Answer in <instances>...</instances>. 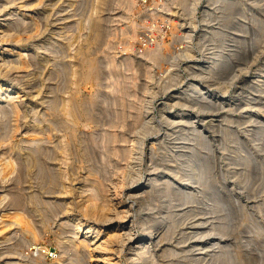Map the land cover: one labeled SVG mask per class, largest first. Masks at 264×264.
Segmentation results:
<instances>
[{
	"label": "rangeland",
	"instance_id": "obj_1",
	"mask_svg": "<svg viewBox=\"0 0 264 264\" xmlns=\"http://www.w3.org/2000/svg\"><path fill=\"white\" fill-rule=\"evenodd\" d=\"M103 1L105 0H98V1L97 0H94V1L92 0H79V1L78 0H41V1L39 0H16V1L15 0H0V9H2L0 10L1 11L0 21L2 20L3 16L5 17L6 15H11L7 20L4 21V24L0 25V29H5V28L10 29L9 28L10 25L15 21V23H13L12 24L13 26L11 27L14 29H17L20 36L18 35L19 37L17 36L15 38L14 37H11V38L14 40L13 42L19 41L20 45L26 48L22 50L25 53H27L26 59H28L27 60L28 63L31 60L30 62L31 64L30 63L28 64V65H31L28 70L26 69L28 67H24L23 69H15V71L13 70L15 74L11 71L7 72L6 69L5 70L3 69L0 72V80L7 81L18 87H21L20 90L18 91L21 93L19 94L15 93L13 95L15 97L13 99H15V102L18 105L17 108L15 107L11 108L12 104L10 105L9 101L7 100L0 102V104H5V105H8V107H10L9 109L7 108L6 112L4 110L0 111V120H1L0 123L1 124L3 123L2 125H0V151H1L0 153H2V155L0 154L1 155L0 157H4V158L11 157V160L13 159L14 162L13 161H10V162H13V165L15 164L14 166L13 165L6 166L9 168L8 169L5 167L6 162L4 163V161H7V160H2V161L0 160L1 161L0 166H3V167H0V171H1L0 172V185H1L0 186V217L3 216L4 214L5 215L4 218H1L2 221L5 218L10 219L11 216L15 214L16 212H18L19 210L18 213H20V216L23 215L22 219L26 221V223L29 224V226H27V229L29 227H30L29 230L36 229V236L28 237L27 234H22V231L20 233L19 229H21V227L18 224L13 223L11 225H4L3 227H0V232H2L0 234L2 236V237L0 236L2 238V241L0 239V241L2 242V244L0 242V247H1L0 248V255H1L0 262L1 264L3 263L4 264H33V263L38 264L41 261L43 263L41 262L40 264H44V262L45 264H57L56 261L54 260H56V258H58L60 254H64L67 257L66 264H74V262L71 261L72 259H69L71 258V256L74 257L75 255L73 254L72 247L69 248V251L64 253V251L61 250L57 239L60 233H64V231L68 232L69 229L67 227L69 228L71 227V226H67V225H70L68 223H65L67 227L64 224L62 225L59 224L61 220L65 218L67 215L70 216L71 218L79 216V218L81 217L82 221H87V222H90L93 219V218L91 219V217L88 218L87 216H85L83 211H81L82 209L80 208V205L78 206L79 202L82 200L81 198L82 195H80V191H82V189L80 186H82L83 188L84 186L87 185L86 182L88 183V185L87 187H84V188H88V186L90 188L91 186L89 184V180L88 179L85 180L84 178L89 177V176H90L89 179H93L91 178L93 176L96 178V180L97 178H99L100 181H103L111 189L113 188V184H116L119 179V182L122 183L123 181V186L127 187L130 181L127 179L128 180L127 182L126 177L131 173L132 169H135L136 167H138L135 159H133L132 157H129L130 160L129 158L125 159V156L124 157L121 156L122 154L120 155V152L114 151L113 153L114 149L110 147H112V145L113 147H117V145L121 147H127V146L131 147L132 146L131 147L133 150L132 152H135V153H132V156H134L139 150L138 149L139 145L141 143L144 144V145H141V148L142 146H144V158L138 162L139 166L142 168V171L144 173L146 172V168L150 164V160L148 157V154H149L148 147L151 146V144H153L156 147L160 146L162 150L164 146L168 147L170 145V142L172 141L173 137L185 136L187 135L188 132H192V130L199 131V129L202 130L200 133L202 136L199 134V136L192 139L193 141L190 140L191 143L190 141L188 142L190 146L192 145L194 146V145H198L197 142H199V140L200 142L203 141L202 143L204 144L200 143V147H198L200 148V150L198 149V152L200 153V160L202 163L207 160L206 162L203 163L204 164L203 166L205 168L204 171L207 173L202 172L205 174H200L202 175L200 176V181L197 183L195 182V185L197 187L200 186V189H201L200 194H199V198L201 201L198 200L200 201V203L199 202L196 203V206L199 208V209L197 208V210H200V213L199 214L196 212L195 213L197 215H200V220L202 218V221L204 222L202 227H200V231L201 229H203L202 231L205 235L203 234L204 236L203 235L201 236L202 233L200 232V243L201 241H204V240L213 241L215 238H216L215 241H217L218 243L216 245L213 243L212 245L208 243V245L206 246L207 248L210 246L208 250L209 254H205L206 257L205 258L201 257L199 260V259H194V257H197V254H194L195 251L191 250L192 246H190L192 244H196L195 238L189 237V239L186 240L184 243L182 242L183 244H181V242L178 243L176 238H172V239L168 238V240L164 239L159 246L155 245L156 246V259L159 260L158 263L165 264L166 261L168 262L170 258L172 257V255H170L167 252H164L163 250L166 247L169 248L170 246L171 247L173 245L176 246L177 244L175 248H177V250L179 251L181 250L180 252L182 253L178 257L179 260L182 259L183 261L185 260V262H187L189 261L190 258H193L192 259L193 264H213L214 262H212L213 260H211V258H213L212 254L218 253L217 251H220L221 248H224V247L228 250V254L233 255L235 252V254L238 255L236 258L237 261L235 264H258V263L264 264V256H263L264 255V132H263L264 131V0H229V1L228 0L227 1L226 0H188L189 2L186 0V2L188 3H186L184 0H180V1L179 0H148V5H153L150 9H156L155 11L158 13L160 18L162 19L172 18L176 20L178 19V17H180L182 19L181 21H184V27L182 29H179L180 27L178 29H130L131 24L133 22L135 24V13L138 8V5H137L138 0H106L104 3ZM96 2H99V7L101 6L100 8H98L99 10L97 9L98 6L96 7ZM228 5H232L231 7L235 8L236 10L233 9L234 11H232V8L230 6L228 7ZM67 6L69 7L67 8ZM95 8L97 9V11ZM101 8H102V12H101ZM11 10L14 12L12 13ZM48 11H51V12H48ZM97 12L102 15V20H103L102 26L103 25L105 26L102 27L104 32L102 33V37L100 36V38H98L99 42L98 41L94 42L96 41L94 37L89 36L90 34H92V28H90L91 27L90 23L92 22L91 21L92 20L91 17L93 16L92 14L97 13ZM218 15L221 17H219ZM76 18H78L79 20H77ZM19 20L22 22H20ZM76 21H81V22L79 23ZM10 22L11 24H9ZM75 22L77 24H75ZM84 22H87V23H84ZM78 24H81V26L80 25L77 26ZM25 25L28 26V28ZM30 25L32 28L29 27ZM20 26H23V27H20ZM38 26H39V29H38L39 31H37ZM227 26L229 28H227ZM40 28L42 29L40 30ZM89 28H90V31L88 30ZM29 30L31 31V34L33 33L32 37H29V35L31 36V34L29 33L30 32ZM26 31H28V33ZM131 33L132 34L135 33V35L134 34L132 35ZM176 33H179V34L181 33V34L179 35ZM202 36H205V37L202 38ZM89 37L94 39V41L91 39L92 41L90 40L91 42H89ZM147 37H148V41H146ZM5 41H7V38L2 39V36H0V50L1 51H2V47L7 46L6 44H4ZM57 42H61V43H57ZM66 42L67 44H65ZM156 43L157 45L159 44L162 45L161 53H163L162 54L163 58L161 57V59L159 58L158 60L156 59L154 60L153 58H151V56H148V52H147L148 51L147 48L150 49V47L156 46L155 45ZM70 44H72L73 47ZM85 44L87 45V47ZM66 45H68L67 48H66ZM217 45L219 47H217ZM44 46H46V48ZM188 46H189V49L190 47H192L191 50L188 49ZM62 49L63 51H61ZM67 49L69 51H67ZM78 49L79 51L81 50L80 53L78 52ZM45 50H47V52H45ZM218 50L220 52V56L218 57L219 61L217 60L215 63H213L214 61H211V60H213L216 57L215 54L218 53ZM81 52L84 54L82 55ZM41 53L43 56L42 58H39L38 55ZM61 54H64L63 58ZM126 54L127 55L129 54L130 57L133 59V64H130L131 61L128 58L126 59V56H125ZM166 54H169V55H166ZM46 58H48L49 61H46ZM55 58H57L56 61L54 60ZM43 59H44V62H43ZM109 61L114 64H111ZM71 62H73V64H71ZM77 63H79V65ZM81 63H83L84 65ZM126 63H128L129 65L128 64L126 65ZM89 64H91L92 67L89 66ZM80 65L82 67H80ZM158 65H161V66H158ZM111 66L114 67V70ZM127 66L129 67L126 68ZM60 67H62L63 69ZM71 67H73V70H68V69H72ZM89 68H92V69H89ZM125 69H128V71ZM198 69H200V71L204 69L205 70L204 73H206V75L204 73H202L204 76L201 74L197 75ZM209 69L211 70L214 69V70L213 72L212 71L210 72ZM17 70L18 72L19 71L20 72L18 73ZM40 70H42V73ZM76 70L79 72H76ZM70 71H74L73 76ZM2 72H3V75L1 74ZM66 72L69 74H67ZM122 72L124 74H122ZM125 73H127V75ZM36 74L37 76L39 75V77H37ZM54 74L55 76L53 77ZM86 74L88 75L90 74V75L88 76ZM130 74L132 76V77L130 76L131 77L130 79L132 80L127 81V77H129ZM147 74L150 75L151 77L148 76ZM6 75L9 77H7ZM16 75L20 77L23 76V78L25 77L24 79L26 80L22 78L23 79L22 81L20 77L16 79L15 78ZM78 75H81V76H78ZM133 75L135 76L137 75L138 76V77L136 76L137 79ZM215 76L219 78L215 79ZM27 77L29 79H27ZM113 77H116V78H113ZM118 77H120V79H118ZM19 78H20V82L21 83L23 82L22 84L19 83L18 81ZM60 78L62 79L60 80ZM67 80H68V83L66 82ZM113 81L115 85H113ZM121 81L125 83L123 84ZM126 83L129 84L127 88H126L127 86ZM58 84H60V86ZM195 86H196V89H198L197 92L193 91V89H195ZM111 87L114 93L110 92L112 91ZM62 88H66V89H62ZM121 88L123 90H121ZM124 88L128 90V92H126ZM200 88L207 90V92L202 93L203 90L200 91ZM51 90H52V93L50 95V98H52L53 95L54 96L57 95L56 97L51 99V100H54V102H50L49 100L50 98H48L49 96L48 94H50L49 92H51ZM123 94H124V97L122 96ZM43 95L44 97H42ZM118 95L119 97L117 98L116 96ZM16 96L19 98H16ZM207 96L210 98H208ZM114 97L117 98L118 100L115 99ZM41 98H43V100ZM187 98L189 99L186 100ZM181 99L185 100L186 102ZM210 99H213L214 101ZM46 101H49V102H46ZM60 101L62 102L61 104L59 103ZM71 101H74L73 102L74 104H72ZM86 101L88 102L87 104H86ZM103 101L104 103H102ZM170 101L171 102L174 101L175 103L174 102L171 103ZM68 104L70 108L68 107ZM83 104L85 106H89V105L91 106L85 107ZM59 105H62V106L58 107ZM72 105L73 106L75 105V107L72 108ZM133 106L135 108H133ZM86 108L88 109L86 110ZM10 109L12 111L15 109L17 110L16 112L12 113ZM3 111L5 114L3 113ZM9 111H11L10 112L11 115H9ZM54 111L56 112L55 114H54ZM65 112L66 114L71 113L70 114L71 116L72 114L74 115L73 116L74 122H71L70 124L69 119H68V122L66 121V118H64L63 116L65 115ZM122 112H123V115H121ZM182 112L184 113V117H183L184 121L187 120L190 122L186 121V124L183 128H180V127L172 128V126L176 125L172 121L175 118L179 119L180 118L179 116ZM110 114L111 116L112 115L113 116L110 117ZM36 115L38 118L36 117ZM55 115L63 116L62 119H65V124L62 125L61 123H59V125L58 124L56 125L55 123L54 125H56V127L54 128V125H53L54 121H50L49 123V120H52L53 116ZM96 115L98 116V118ZM4 116H7V118ZM138 116H141V117L138 118ZM40 117H41V120H40ZM48 118L49 120H47ZM58 118L61 119L60 116H58ZM89 118L91 120H89ZM150 118L152 119L154 125L156 126L157 124V126L154 129L144 134L141 128H137L139 127L138 125L139 122L137 121L135 122V119L136 120L142 119L140 121H143V120L146 121L147 119H150ZM83 120L86 122L87 126ZM110 120L113 124L110 122ZM73 123H75V125H73ZM64 125L65 127L68 125L69 128L68 127L67 129H65V127L63 128ZM72 125L74 127H72ZM114 125L116 128L114 127ZM49 127H51L52 129ZM192 127H194V129H192ZM72 128L74 129V131L71 130ZM39 129L40 131H42L41 133L42 135H44V137H46L47 141L44 139L43 142L38 143L35 140L31 139V134L33 132H37ZM69 129L72 132H70ZM107 129L108 131H105ZM116 130L118 134L115 135L116 133H114V136H113V132H116ZM91 131L92 133H90ZM103 131L105 132L103 133ZM28 132H29V135H27ZM96 133H98V136ZM47 134H51V135H47ZM92 134H95V135H92ZM60 136L63 138V140ZM192 136L194 135L192 134ZM23 137L24 139H21ZM47 137L49 139H47ZM112 137H113V140H111ZM120 137H122L123 139ZM25 138H27L28 140ZM90 138H92V141L90 140ZM125 138H128V140H126L125 142H122ZM203 139L206 141H204ZM6 140H8L9 143L6 142ZM21 140H24V142ZM85 140L89 142L87 143V141ZM27 141H29V143H27ZM57 141L59 142L57 143ZM112 142H114L115 144H113ZM59 143L62 146H60ZM62 143H65L66 145L65 144L63 145ZM89 143H92V144H89ZM28 145L29 146L32 145V148L28 147ZM63 146H66L67 148H64ZM38 147L40 150L38 149ZM62 147L63 149H66V150H63ZM20 148L22 150H20ZM43 148L44 150H47V151H49L50 148L51 150L46 153L43 150ZM104 148H107V150L103 151ZM30 149L36 150L37 152L39 151L41 156H45V157H42V159L46 160L45 163L50 164V165L52 164L53 167L57 165L58 168L59 167L62 168V169L60 168L58 169L56 167V169L60 171V174L56 175L58 177L56 178V182L57 181L61 182V185L58 184V182L57 183L54 182L53 184H55L56 186H53L52 189H50L51 187H49L50 186L49 183H51V181L49 180L51 177L49 176V174L44 171L39 172L38 167H39V170L41 169V167L37 166L39 165L38 163L37 164L31 163V165H33L31 166L29 163L30 160L29 159L25 160L27 158L26 153ZM62 150L66 153H64ZM40 151L41 152L44 151L43 154L45 155L41 154ZM3 153H6V156L3 155ZM117 153H119L118 155H120L121 157H118ZM10 154L11 156H8ZM60 154L61 155L64 154V155L61 156ZM65 154L67 155L68 158L66 157ZM105 154L106 156L104 157ZM86 155H91V156L93 155V156L87 157ZM53 157H57V158L53 159ZM58 157L60 160H58ZM204 157L206 158L205 160H204ZM202 158H203V161H202ZM16 159H19V160H16ZM186 159H182V162H184ZM105 160L106 161L110 160V161L106 162ZM115 160L117 161L115 162ZM7 162L9 163V161ZM25 162L28 163V165H26ZM111 162H113V164H111ZM185 162L182 163V165L185 164ZM8 163L6 164L7 165L11 164V163L9 164ZM98 163L100 166L96 165ZM29 165L31 166V168ZM105 165H106L107 173L105 170ZM24 167L25 168L27 167V168L25 169ZM97 167L98 169L100 168L99 169L100 171L99 170L95 171ZM1 168H4V169L1 170ZM20 168H23V170L25 171H23ZM35 169L37 173L35 172ZM90 169H93V171L92 170L91 171L93 173L95 172L94 173L95 175L96 174L98 175V173H100L101 175L100 174L98 176L93 175ZM108 170L110 171L108 172ZM13 171L15 174L13 173ZM61 171H63L62 174H61ZM88 171L90 172L91 175H87L89 173ZM121 171L123 172L121 173ZM4 172H6V174ZM34 173L35 175H33ZM41 173H43L46 177L43 175L45 178L41 179L42 177L40 176L42 175H39ZM108 173L110 174L112 173V174L110 175ZM247 174L249 175L247 176ZM203 176L205 177L206 180H203L204 179ZM207 176L209 179L207 178ZM59 178L60 180H57ZM46 180L49 181L47 182L49 185V186L47 185L48 187L45 186V184H47ZM62 181L66 183L65 184V187L67 186L66 190L70 189L72 190V193L71 191L66 192V190H64L65 187L62 188L64 186V183ZM206 181H208L209 183ZM43 183L45 184L43 185ZM123 186L121 187V189L123 190L122 199L125 202L124 204H126L130 201V198L128 197L127 194L124 195V191L126 187H123ZM60 189L61 191H63V193L60 191ZM51 191L53 193H51ZM64 191L67 193V195L65 194ZM13 192L14 194H11ZM36 195H39V196L35 198ZM211 197H217L219 202L221 200V204L219 205H223V204L224 205L216 209L215 208L216 204L214 202H211V200H209ZM76 198L79 199L80 201L79 200H78L79 202L76 201L77 200ZM45 199L53 200V201L51 200L53 205L52 203H49L50 208H52L51 210L48 209L49 208L48 205L47 206L44 205L46 204V202L50 200L46 201ZM67 201L71 202L72 204L76 202L74 205L77 204V206L71 205L70 207H68L67 204L64 203ZM206 203L207 204L212 203V204L207 205ZM60 204L61 206H59ZM35 205L38 207H36ZM65 205L67 208L65 207ZM34 207H36L38 210L35 211ZM138 207L139 206L136 205V208ZM221 207L223 210L221 209ZM53 209L55 210L57 209V212ZM44 210H47V211H44ZM217 210L218 211L220 210V211L218 212ZM41 211L44 213H42ZM48 211L49 212L51 211V213H48ZM4 212H7V213H4ZM39 214H41V217L46 216L44 220L43 218L39 216ZM83 214H84V217H83ZM218 214L221 216H219ZM26 215L27 217H25ZM193 216H194L193 214L189 215L187 220H192ZM213 216L215 217V219L213 218ZM39 219H42L43 222L42 220L39 221ZM221 219L227 221L226 222L227 231L224 232V234L216 233L214 229L208 228V227H212L211 225L221 224L222 223ZM1 224L2 223L0 222V226H2ZM56 227L58 229L61 228V230H56L57 229ZM102 227H103L102 229H104V226ZM65 228H67L68 230H64ZM1 229H3L4 232L1 231ZM17 229L19 232L17 231L18 233L16 232V235L12 236V234L15 232L14 230H17ZM56 231L60 233H58L57 235ZM7 233L9 235H7ZM2 234H4V236ZM4 237H7V238H4ZM28 239H30L29 242H28ZM4 241L6 243H4ZM7 244H9L10 246L12 245V246L10 247ZM2 247L3 248L5 247L6 250H4ZM182 247H184L183 248L184 252H182L183 251ZM14 248H16L15 251L17 250L19 252H15ZM10 249L13 252H11ZM230 251L232 253H230ZM68 252L73 255L69 254ZM186 252L188 253L189 257L186 255L187 254ZM81 253L82 252H80V254H78L77 256L81 255ZM165 253H167V255ZM85 254L79 257H82V256L84 257L86 256ZM39 256H41L42 258ZM36 259L38 260V262ZM5 260H7L8 262ZM82 264H85V263L83 262Z\"/></svg>",
	"mask_w": 264,
	"mask_h": 264
},
{
	"label": "bare ground",
	"instance_id": "obj_2",
	"mask_svg": "<svg viewBox=\"0 0 264 264\" xmlns=\"http://www.w3.org/2000/svg\"><path fill=\"white\" fill-rule=\"evenodd\" d=\"M16 1V0H15ZM39 1H41V0H39ZM79 1V0H78ZM92 1H94V0H92ZM98 1V0H97ZM106 1V0H105ZM105 1H103V3L105 2ZM180 1V0H179ZM185 2H186V0H184ZM188 1V0H187ZM227 1V0H226ZM229 1V0H228ZM68 2V1H67ZM70 2V1H69ZM72 2V1H71ZM100 2V1H99ZM99 2H96V7H97V9L98 8H100L99 7ZM102 2V1H101ZM189 2V1H188ZM188 2H186V3H188ZM218 2H220V1H218ZM238 2V1H237ZM240 2V1H239ZM2 3V2H1ZM10 3V2H9ZM25 3V2H24ZM97 3H98V5H97ZM229 3V2H228ZM233 3V2H232ZM231 3V4H232ZM8 4V3H7ZM55 4V3H54ZM71 4V3H70ZM101 4V3H100ZM212 4V3H211ZM103 5V4H102ZM107 5V4H106ZM111 5V4H110ZM185 5V4H184ZM183 5V6H184ZM189 5H191V4H189ZM188 5V6H189ZM63 6V5H62ZM212 6V5H211ZM225 6V5H224ZM231 7L232 5H228V7ZM5 7V6H4ZM4 7H2V8H4ZM52 7V6H51ZM69 6H67V8H68ZM73 7V6H72ZM129 7V6H128ZM185 7V6H184ZM219 7H220V5H219ZM223 7V6H222ZM221 7V8H222ZM232 8V11H234V10H236L235 8H233V7H231ZM96 9V8H95ZM97 9H96V11H97ZM104 9H105V7H104ZM188 9V8H187ZM225 9H226V7H225ZM234 9V10H233ZM0 10H2V9H0ZM13 10V9H12ZM11 10V11H12ZM63 10V9H62ZM61 10V11H62ZM74 10V9H73ZM99 10V9H98ZM107 10V9H106ZM204 10V9H203ZM227 10H229V9H227ZM8 11V10H7ZM190 11H192V10H190ZM1 12V11H0ZM10 12V11H9ZM14 11H12V13H13ZM48 12H51V11H48ZM101 12H102V8H101ZM214 12V11H213ZM20 13V12H19ZM92 13V12H91ZM107 13V12H106ZM207 13H208V11H207ZM239 13V12H238ZM2 14V13H1ZM7 14H8V12H7ZM50 14V13H49ZM70 14V13H69ZM72 14V13H71ZM97 14V15H96ZM221 14H223V13H221ZM230 14V13H229ZM246 14V13H245ZM46 15V14H45ZM93 16L91 17V27L90 28H92V34H90L89 36H93L94 37V39L96 40V41H94V39H92L91 37H89V42H91L92 40L94 41V42H97L98 41V38H100V36L102 37V33L104 32V30H103V26H105V25H103L102 26V15L100 14V13H94V14H92ZM211 15V14H210ZM255 15V14H254ZM11 15H6L5 17L3 16V18H2V20L0 21V25H2V24H4V21L5 20H7L9 17H10ZM13 16V15H12ZM42 16H44V15H42ZM68 16V15H67ZM216 16V15H215ZM214 16V17H215ZM219 16V15H218ZM223 16V15H222ZM253 16V15H252ZM39 17V16H38ZM94 17V18H93ZM219 17H221V16H219ZM19 18V17H18ZM65 18V17H64ZM67 18V17H66ZM218 18V17H217ZM21 19V18H20ZM75 19V18H74ZM77 20H79L78 18H76ZM22 20V19H21ZM34 20V19H33ZM39 20V19H38ZM53 20V19H52ZM86 20H88V19H86ZM90 20V19H89ZM104 20H105V18H104ZM114 20V19H113ZM223 20V19H222ZM232 20V19H231ZM260 20V19H259ZM20 21V20H19ZM36 21V20H35ZM54 21V20H53ZM108 21V20H107ZM226 21V20H225ZM257 21V20H256ZM18 22V21H17ZM16 22V23H17ZM20 22H22V21H20ZM25 22V21H24ZM34 22V21H33ZM76 22H81V21H76ZM75 22V24H77ZM106 22V21H105ZM104 22V23H105ZM260 22V21H259ZM262 22V21H261ZM13 23H15V21L13 22ZM12 23V24H13ZM71 23V22H70ZM84 23H87V22H84ZM89 23V22H88ZM224 23V22H223ZM258 23V22H257ZM9 24H11V22L9 23ZM10 25V29H7V28H5V29H0V36H2V39H6L7 38V41H5L4 42V44H6L7 46L6 47H2V51L0 50V72L4 69H6V71L7 72H13V70L15 71V69H23L24 67H28V68H26L27 70L29 69V67L31 66V65H28L30 62H31V60H30V62L28 63V59H26V55H27V53H25L22 49H26V48H24V47H22L21 45H20V42L19 41H17V42H13L14 40L11 38V37H17L18 35H19V33H18V30L17 29H14V28H12L11 26H13V25ZM19 24V23H18ZM90 24H89V26H90ZM246 24V23H245ZM244 24V25H245ZM20 25V24H19ZM18 25V26H19ZM23 25V24H22ZM32 25V24H31ZM31 25L29 26V27H31ZM40 25V24H39ZM81 26V24H78L77 26ZM230 25V24H229ZM234 25V24H233ZM257 25H259V24H257ZM26 26V25H25ZM43 26H45V25H43ZM72 26V25H71ZM73 26H74V24H73ZM86 26V25H85ZM88 26V25H87ZM15 27V26H14ZM17 27V26H16ZM20 27H23V26H20ZM27 28H28V26H26ZM41 27V26H40ZM66 27V26H65ZM131 27H132V25H131ZM263 27V26H262ZM261 27V28H262ZM32 28V27H31ZM34 28V27H33ZM71 28V27H70ZM78 28V27H77ZM90 28L88 29L89 31H90ZM179 28V27H178ZM227 28H229L228 26H227ZM19 29V28H18ZM30 29V28H29ZM35 29V28H34ZM39 29V26L37 27V31H39L38 30ZM42 28H40V30H41ZM60 29V28H59ZM259 29V28H258ZM23 30V29H22ZM21 30V31H22ZM31 30V29H30ZM29 30V31H30ZM33 31V30H32ZM36 31V30H35ZM34 31V32H35ZM66 31V30H65ZM70 31V30H69ZM27 33H28V31H26ZM60 32V31H59ZM80 32V31H79ZM87 32V31H86ZM136 32V31H135ZM244 32H246V31H244ZM249 32V31H248ZM30 34H31V31L29 32ZM61 33V32H60ZM137 33V32H136ZM224 33V32H223ZM223 33H221V34H223ZM59 34V33H58ZM84 34H85V32H84ZM132 34V33H131ZM134 35H135V33H133ZM132 34V35H133ZM176 34H179V33H176ZM181 34V33H180ZM179 34V35H180ZM203 34V33H202ZM251 34V33H250ZM38 35V34H37ZM104 35V34H103ZM7 36V37H6ZM20 36V35H19ZM18 36V37H19ZM28 36V35H27ZM33 36V33L31 34V36L29 35V37H32ZM36 36V35H35ZM60 36H62V35H60ZM237 36V35H236ZM4 37H6V38H4ZM10 38V40H9V38ZM75 37V36H74ZM85 37V36H84ZM83 37V38H84ZM96 37V38H95ZM203 37H205V36H202V38ZM44 38V37H43ZM68 38V37H67ZM66 38V39H67ZM73 38V37H72ZM246 38V37H245ZM27 39V38H26ZM29 39V38H28ZM92 39V40H91ZM52 40V39H51ZM50 40V41H51ZM80 40V39H79ZM85 40V39H84ZM91 40V41H90ZM58 41V40H57ZM100 41H101V39H100ZM40 42V41H39ZM55 42V41H54ZM67 42H69V41H67ZM67 42L65 43V44H67ZM71 42V41H70ZM72 42H73V40H72ZM99 42V41H98ZM238 42V41H237ZM57 43H61V42H57ZM56 43V44H57ZM63 43V42H62ZM85 43H86V41H85ZM49 44V43H48ZM64 44V43H63ZM88 44V43H87ZM46 45V44H45ZM58 45V44H57ZM60 45V44H59ZM71 46H72V44H70ZM79 45V44H78ZM86 45V44H85ZM91 45V44H90ZM97 45V44H96ZM129 45H130V43H129ZM156 46H152V47H150V49L149 48H147L148 49V56H151V58H153L154 60L156 59V60H158L159 58L161 59V57H162V54L163 53H161V47H162V45H157V43L155 44ZM67 46L68 45H66V48H67ZM189 46H191V45H189ZM189 46H188V49H189ZM214 46V45H213ZM37 47H39V46H37ZM45 48H46V46H44ZM58 47V46H57ZM73 47V46H72ZM86 47H87V45H86ZM124 47V46H123ZM149 47V46H148ZM217 47H219L218 45H217ZM44 48V49H45ZM75 48V47H74ZM74 48H73V50H74ZM83 48V47H82ZM126 48V47H125ZM124 48V49H125ZM191 48L192 47H190V49L189 50H191ZM40 49V48H39ZM42 49H43V47H42ZM69 49V48H68ZM67 49V51H69ZM77 49V48H76ZM88 49V48H87ZM91 49V48H90ZM129 49V48H128ZM186 49V48H185ZM48 50V49H47ZM47 50H45V52H47ZM56 50H57V48H56ZM130 50V49H129ZM37 51V50H36ZM53 51V50H52ZM60 51V50H59ZM61 51H63V49L61 50ZM65 51V50H64ZM77 51V50H76ZM81 51V50H80ZM80 51H79V49H78V52L80 53ZM88 51V50H87ZM30 52V51H29ZM40 52V51H39ZM54 52V51H53ZM56 53V52H55ZM82 53V52H81ZM124 53V52H123ZM143 53V52H142ZM237 53H238V51H237ZM31 54V53H30ZM44 54V53H43ZM46 54V53H45ZM64 54H65V52H64ZM64 54H61V56H62V58H63V56H64ZM68 54H70V53H68ZM84 53H82V55H83ZM108 54V53H107ZM222 54V53H221ZM225 54H227V53H225ZM240 54V53H239ZM37 55V54H36ZM81 55V56H82ZM117 55V54H116ZM145 55V54H144ZM166 55H169V54H166ZM216 55V57L213 59V60H211V61H214L213 63H215L217 60H218V57L220 56V52H219V50H218V53H216L215 54ZM235 55V54H234ZM39 56V58H42V53L41 54H39L38 55ZM56 56H58V55H56ZM55 56V57H56ZM72 56V55H71ZM111 56V55H110ZM126 56V59L128 58L130 61H131V63L130 64H133V59L130 57V55L128 54H126L125 55ZM223 56V55H222ZM226 57V56H225ZM32 58V57H31ZM53 58V57H52ZM75 58V57H74ZM83 58V57H82ZM163 58V57H162ZM167 58V57H166ZM221 58V57H220ZM34 59H36V58H34ZM56 59L57 58H55L54 60L56 61ZM60 59V58H59ZM93 59H95V58H93ZM228 59V58H227ZM36 60H38V59H36ZM68 60V59H67ZM66 60V61H67ZM84 60H85V58H84ZM115 60V59H114ZM135 60V59H134ZM163 60V59H162ZM46 61H49L48 60V58H46ZM46 61H45V63H46ZM60 61V60H59ZM64 61V60H63ZM82 61H83V59H82ZM89 61H91V60H89ZM111 61H113V60H111ZM161 61V60H160ZM219 61V60H218ZM43 62H44V59H43ZM52 62H54V61H52ZM68 62V61H67ZM76 62V61H75ZM77 62H79V61H77ZM96 62V61H95ZM94 62V63H95ZM110 62V61H109ZM115 62V61H114ZM34 63V62H33ZM39 63V62H38ZM48 63V62H47ZM58 63V62H57ZM66 63V62H65ZM85 63V62H84ZM94 63H92V64H94ZM111 63V62H110ZM117 63V62H116ZM135 63H136V61H135ZM156 63H157V61H156ZM159 63V62H158ZM218 63V62H217ZM31 64V63H30ZM56 64V63H55ZM67 64V63H66ZM71 64H73V62H71ZM78 65H79V63H77ZM81 64H83V63H81ZM111 64H114V63H111ZM128 63H126V65H127ZM142 64V63H141ZM34 65V64H33ZM37 65V64H36ZM43 65V64H42ZM61 65H63V64H61ZM75 65V64H74ZM84 65V64H83ZM88 65V64H87ZM86 65V66H87ZM129 65V64H128ZM211 65V64H210ZM227 65V64H226ZM229 65V64H228ZM39 66V65H38ZM68 66H70V65H68ZM73 66V65H72ZM77 66V65H76ZM89 66H91L92 67V65L91 64H89ZM114 66V65H113ZM115 66H116V64H115ZM132 66V65H131ZM158 66H161V65H158ZM36 67V66H35ZM56 67V66H55ZM66 67V66H65ZM74 67V66H73ZM73 67H71L72 69H68V70H73ZM80 67H82L81 65H80ZM110 67V66H109ZM112 67V66H111ZM119 67V66H118ZM129 66H127L126 68H128ZM147 67H149V66H147ZM199 67H200V65H199ZM216 67V66H215ZM60 68H62V67H60ZM67 68H69V67H67ZM75 68V67H74ZM84 68V67H83ZM96 68V67H95ZM113 68V70H114V67H112ZM116 68H117V66H116ZM120 68V67H119ZM118 68V69H119ZM131 68V67H130ZM133 68V67H132ZM161 68V67H160ZM211 68V67H210ZM217 68V67H216ZM63 69V68H62ZM66 69V68H65ZM64 69V70H65ZM76 69V68H75ZM77 69H79V68H77ZM89 69H92V68H89ZM117 69V70H118ZM121 69V68H120ZM134 69V68H133ZM150 69V68H149ZM215 69V68H214ZM213 69V70H214ZM53 70V69H52ZM82 70V69H81ZM98 70H100V69H98ZM111 70V69H110ZM125 70H127L128 71V69H125ZM132 70V69H131ZM135 70V69H134ZM196 70V69H195ZM213 70H211V69H209V71L211 72H213ZM22 71V70H21ZM36 71V70H35ZM41 71V73H42V70H40ZM62 71V70H61ZM97 71V70H96ZM112 71V70H111ZM147 71V70H146ZM204 69L203 70H201L200 71V69H198V73H197V75H203L202 73H204ZM4 72V71H3ZM3 72L1 73L2 75H3ZM17 72H18V70H17ZM16 72V73H17ZM20 72V71H19ZM18 72V73H19ZM57 72H59V71H57ZM69 72V71H68ZM71 73H72V76H73V72L74 71H70ZM76 72H79V71H77L76 70ZM75 72V73H76ZM89 72V71H88ZM95 72V71H94ZM215 72V71H214ZM14 74H15V72H13ZM25 73V72H24ZM61 73V72H60ZM64 73V72H63ZM67 73V72H66ZM102 73V72H101ZM113 73V72H112ZM120 73V72H119ZM118 73V74H119ZM209 73V72H208ZM230 73V72H229ZM7 74V73H6ZM48 74V73H47ZM53 74V73H52ZM58 74V73H57ZM67 74H69V73H67ZM79 74V73H78ZM82 74V73H81ZM96 74V73H95ZM114 74V73H113ZM112 74V75H113ZM116 74H117V72H116ZM122 74H124L123 72H122ZM126 75H127V73H125ZM146 74V73H145ZM170 74H171V72H170ZM205 75H206V73H204ZM218 74V73H217ZM8 75V74H7ZM6 75V76H7ZM41 75V74H40ZM51 75V74H50ZM71 75V74H70ZM74 75H76V74H74ZM86 75H88V74H86ZM90 75V74H89ZM88 75V76H89ZM93 75V74H92ZM98 75V74H97ZM148 75V74H147ZM216 75V74H215ZM4 76H5V74H4ZM25 76V75H24ZM36 76H37V74H36ZM55 76V74L53 75V77ZM78 76H81V75H78ZM118 76H120V75H118ZM131 74L129 75V77H127V81H131L132 79H130L131 77ZM133 76H135V75H133ZM137 76V75H136ZM135 76V77H136ZM148 76H150V75H148ZM180 76V75H179ZM204 76V75H203ZM224 76V75H223ZM7 77H9V76H7ZM18 77H20V76H17L16 75V79L18 78ZM37 77H39V75L37 76ZM46 77H48V76H46ZM66 77V76H65ZM92 77V76H91ZM138 77V76H137ZM137 77H136V79H137ZM151 77V76H150ZM149 77V78H150ZM21 79L23 78V76L22 77H20ZM20 78H19V83H21L20 82ZM25 78V77H24ZM23 78V79H24ZM69 78V77H68ZM70 78H72V77H70ZM113 78H116V77H113ZM148 78V77H147ZM216 78H219V77H216L215 76V79ZM23 79H22V81H23ZM27 79H29L28 77H27ZM35 79V78H34ZM34 79H32V80H34ZM62 78H60V80H61ZM118 79H120V77H118ZM134 79V78H133ZM9 80V79H8ZM24 80H26V79H24ZM66 80V79H65ZM115 80V79H114ZM122 80V79H121ZM28 81V80H27ZM58 81V80H57ZM71 81V80H70ZM123 81V80H122ZM121 81V82H122ZM134 81V80H133ZM137 81V80H136ZM59 82V81H58ZM57 82V83H58ZM65 82V81H64ZM67 83H68V80L66 81ZM219 82V81H218ZM18 83V82H17ZM23 83V82H22ZM21 83V84H22ZM50 83V82H49ZM123 84L125 83V82H122ZM256 83V82H255ZM258 83H259V81H258ZM28 84V83H27ZM63 84V83H62ZM116 84H117V82H116ZM119 84H120V82H119ZM219 84V83H218ZM18 85V84H17ZM20 85V84H19ZM40 85V84H39ZM52 85V84H51ZM55 85V84H54ZM59 86H60V84H58ZM72 85V84H71ZM113 85H115L114 84V81H113ZM126 88L128 87V85L129 84H127L126 83ZM193 85V84H192ZM257 85V84H256ZM21 86V85H20ZM121 86V85H120ZM134 86V85H133ZM136 86V85H135ZM252 86V85H251ZM29 87V86H28ZM40 87V86H39ZM54 87V86H53ZM66 87V86H65ZM112 87H114V86H112ZM112 87H111V89H112ZM201 87V86H200ZM261 87V86H260ZM20 88L21 87H18V86H16V85H14V84H12V83H10V82H7V81H2V80H0V102H3V101H9V103H10V105L12 104V106H11V108L13 107H15V108H17V103L15 102V99H13V98H15L13 95L15 94V93H21V92H18L19 90H20ZM34 88V87H33ZM52 88V87H51ZM68 88H69V86H68ZM214 88V87H213ZM55 89V88H54ZM59 89V88H58ZM62 89H66V88H62ZM77 89V88H76ZM125 89V88H124ZM129 89V88H128ZM217 89V88H216ZM260 89V88H259ZM39 90H40V88H39ZM61 90V89H60ZM121 90H123L122 88H121ZM126 90V89H125ZM131 90V89H130ZM186 90V89H185ZM203 90V91H202ZM56 91V90H55ZM73 91V90H72ZM120 91V90H119ZM132 91V90H131ZM190 91V90H189ZM193 91L194 92H197L198 91V89H196V86H195V89H193ZM200 91H202V93H204V92H207V90H205V89H201L200 88ZM53 92H54V90H53ZM69 92V91H68ZM110 92H112V93H114L113 92V89H112V91H110ZM126 92H128V90H126ZM144 92V91H143ZM50 94H48L47 96H48V98H50V95H51V93H52V90H51V92H49ZM61 93V92H60ZM65 93H66V91H65ZM112 93H110V94H112ZM118 93H120V92H118ZM124 93V92H123ZM130 93H132V92H130ZM129 93V94H130ZM153 93V92H152ZM175 93V92H174ZM211 93V92H210ZM55 94V93H54ZM74 94V93H73ZM116 94V93H115ZM126 94V93H125ZM21 95V94H20ZM46 96V97H47ZM57 95H53L52 96V98H54V97H56ZM115 96V95H114ZM123 97H124V94L122 95ZM129 96H131V95H129ZM145 96V95H144ZM21 97V96H20ZM42 97H44V95L42 96ZM74 97V96H73ZM117 98L119 97V95L118 96H116ZM147 97V96H146ZM175 97H177V96H175ZM182 97V96H181ZM198 97V96H197ZM205 97V96H204ZM208 97V96H207ZM16 98H19V97H17L16 96ZM22 98V97H21ZM47 98V99H48ZM52 98H50L49 100H50V102H54V100H51ZM115 98V97H114ZM117 98H115V99H117ZM121 98V97H120ZM136 98H138V97H136ZM208 98H210V97H208ZM212 98V97H211ZM42 100H43V98H41ZM56 99V98H55ZM57 99H58V97H57ZM56 99V100H57ZM60 99V98H59ZM66 99V98H65ZM65 99H63V100H65ZM100 99H101V97H100ZM123 99V98H122ZM126 99V98H125ZM124 99V100H125ZM130 99V98H129ZM128 99V100H129ZM145 99V98H144ZM189 98H187L186 100H188ZM240 99V98H239ZM248 99V98H247ZM254 99V98H253ZM19 100V99H18ZM37 100V99H36ZM118 100V99H117ZM127 100V101H128ZM181 100H183V99H181ZM210 100H213V99H210ZM218 100V99H217ZM236 100V99H235ZM249 100V99H248ZM74 101H76V100H74ZM74 101H71L72 102V104H74L73 102ZM85 101V100H84ZM88 101V100H87ZM86 101V104L88 103ZM101 101V100H100ZM116 101V100H115ZM140 101V100H139ZM145 101V100H144ZM183 101H185V100H183ZM214 101V100H213ZM42 102V101H41ZM46 102H49V101H46ZM65 102V101H64ZM63 102V103H64ZM82 102V101H81ZM147 102V101H146ZM171 102V101H170ZM172 102H174V101H172ZM171 102V103H172ZM178 102H179V100H178ZM186 102V101H185ZM201 102V101H200ZM199 102V103H200ZM9 103H7V104H9ZM37 103H39V102H37ZM60 104L62 103L61 101L59 102ZM68 103H69V101H68ZM85 103V102H84ZM102 103H104V101L102 102ZM121 103V102H120ZM123 103V102H122ZM128 103V102H127ZM135 103V102H134ZM175 103V102H174ZM182 103V102H181ZM189 103V102H188ZM203 103V102H202ZM49 104V103H48ZM57 104V103H56ZM65 104V103H64ZM77 104V103H76ZM79 104V103H78ZM129 104H131V103H129ZM208 104V103H207ZM216 104V103H215ZM53 105V104H52ZM51 105V106H52ZM66 105V104H65ZM84 105V104H83ZM143 105V104H142ZM211 105V104H210ZM39 106V105H38ZM49 106V105H48ZM60 106H62V105H59L58 107H60ZM64 106V105H63ZM85 106V105H84ZM89 106H91V105H89ZM89 106H85V107H89ZM120 106V105H119ZM118 106V107H119ZM126 106V105H125ZM206 106V105H205ZM228 106H229V104H228ZM22 107V106H21ZM55 107V106H54ZM68 107H69V104H68ZM73 107H75V105L73 106L72 105V108ZM129 107V106H128ZM147 107H149V106H147ZM7 108L9 109L10 107H8V105H5V104H0V111L1 110H4L5 112H6V110H7ZM38 108V107H37ZM46 108V107H45ZM50 108V107H49ZM70 108V107H69ZM77 108V107H76ZM75 108V109H76ZM105 108V107H104ZM133 108H135L134 106H133ZM137 108V107H136ZM139 108V107H138ZM218 108V107H217ZM35 109V108H34ZM44 109V108H43ZM51 109V108H50ZM58 109H60V108H58ZM88 108H86V110H87ZM118 109V108H117ZM116 109V110H117ZM11 110V109H10ZM16 110L17 109H15V110H11L12 111V113L13 112H16ZM49 110V109H48ZM53 110H55V109H53ZM63 110V109H62ZM62 110H61V112H62ZM68 110V109H67ZM82 110H84V109H82ZM86 110H84V111H86ZM141 110V109H140ZM214 110V109H213ZM4 111H3V113H4ZM11 111H9V115H11L10 114V112ZM35 111V110H34ZM37 111V110H36ZM39 111V110H38ZM43 111H45V110H43ZM47 111V110H46ZM64 111V110H63ZM90 111H92V110H90ZM110 111V110H109ZM120 111V110H119ZM123 111V110H122ZM60 112V113H61ZM74 112V111H73ZM77 112V111H76ZM79 112V111H78ZM94 112V111H93ZM96 112H98V111H96ZM103 112H105V111H103ZM117 112V111H116ZM130 112V111H129ZM19 113V112H18ZM24 113V112H23ZM37 113V112H36ZM48 113H50V112H48ZM56 112L54 111V114H55ZM75 113V112H74ZM89 113V112H88ZM95 113V112H94ZM133 113V112H132ZM131 113V114H132ZM5 114V113H4ZM3 114V115H4ZM22 114V113H21ZM26 114V113H25ZM42 114V113H41ZM44 114V113H43ZM53 114V113H52ZM59 114V113H58ZM71 113H69V114H66V112H65V115H63L64 116V118H66V121L68 122V119H69V123L71 124V122H74V119H73V114H72V116L70 115ZM78 114V113H77ZM80 114V113H79ZM92 114V113H91ZM136 114V113H135ZM138 114V113H137ZM142 114V113H141ZM256 114V113H255ZM46 115V114H45ZM57 115V114H56ZM53 116V118H52V120H49V118L47 119V120H49V123H50V121H54L53 122V125L56 123V125L58 124L59 125V123H61L62 125L63 124H65V119H62L63 118V116H61V115H58V116H60V118L61 119H59L58 118V116ZM93 115V114H92ZM91 115V116H92ZM102 115V114H101ZM105 115V114H104ZM109 115V114H108ZM117 115H118V113H117ZM121 115H123V112H122V114ZM120 115V116H121ZM133 115V114H132ZM44 116V115H43ZM50 116V115H49ZM80 116V115H79ZM97 116V115H96ZM113 116V115H112ZM111 116V114H110V117H112ZM126 116V115H125ZM150 116V115H149ZM168 116V115H167ZM179 116V115H178ZM189 116V115H188ZM4 117H6L7 118V116H4ZM4 117H3V119H4ZM9 117V116H8ZM36 117H37V115H36ZM45 117V116H44ZM51 117H52V115H51ZM93 117V116H92ZM102 117V116H101ZM105 117V116H104ZM115 117V116H114ZM136 117V116H135ZM139 117H141V116H138V118ZM180 118L178 119V118H175L172 122L174 123V124H176L175 126H172V128H177V127H180V128H183L184 126H185V124H186V121L187 120H185L184 121V119H183V117H184V113L182 112L181 114H180V116H179ZM227 117V116H226ZM38 118V117H37ZM36 118V119H37ZM77 118V117H76ZM95 118V117H94ZM97 118H98V116H97ZM100 118V117H99ZM108 118V117H107ZM117 118V117H116ZM123 118H125V117H123ZM147 118H149V117H147ZM229 118V117H228ZM84 119V118H83ZM88 119V118H87ZM93 119V118H92ZM121 119V118H120ZM126 119H128V118H126ZM125 119V120H126ZM137 119V118H136ZM135 119V122L137 121V122H139L138 123V125H139V127H137V128H141V130L143 131V133L145 134V133H147V132H149L150 130H152V129H154L156 126H157V124H156V126L154 125V123H153V121H152V119L150 118V119H147L146 121L145 120H143V121H140V120H142V119H139V120H136ZM205 119V118H204ZM211 119V118H210ZM226 119V118H225ZM252 119V118H251ZM7 120V119H6ZM9 120V119H8ZM19 120V119H18ZM30 120V119H29ZM40 120H41V117H40ZM80 120V119H79ZM89 120H91L90 118H89ZM105 120V119H104ZM124 120V121H125ZM160 120V119H159ZM158 120V121H159ZM190 120V119H189ZM192 120V119H191ZM232 120V119H231ZM3 121H5V120H3ZM13 121V120H12ZM84 121V120H83ZM96 121V120H95ZM100 121V120H99ZM103 121V120H102ZM167 121V120H166ZM0 122H1V120H0ZM9 122V121H8ZM16 122V121H15ZM18 122V121H17ZM78 122V121H77ZM85 122V121H84ZM97 122V121H96ZM110 122H111V120H110ZM120 122V121H119ZM121 122H123V121H121ZM128 122V121H127ZM134 122V121H133ZM134 122V123H135ZM187 122H190V121H187ZM48 123V124H49ZM108 123V122H107ZM112 123V122H111ZM129 123H130V121H129ZM165 123V122H164ZM168 123H170V122H168ZM173 123H171V124H173ZM191 123H192V121H191ZM3 124V123H2ZM1 123H0V125H2ZM17 124V123H16ZM28 124V123H27ZM47 124V125H48ZM85 124H86V122H85ZM101 124H102V122H101ZM109 124V123H108ZM113 124V123H112ZM119 124V123H118ZM127 124V123H126ZM133 124V123H132ZM194 124V123H193ZM197 124V123H196ZM207 124V123H206ZM6 125V124H5ZM5 125H3V126H5ZM19 125V124H18ZM39 125H40V123H39ZM56 125H54V128L56 127ZM73 125H75V123H73ZM72 125V127H74ZM98 125V124H97ZM104 125H106V124H104ZM103 125V126H104ZM136 125V124H135ZM166 125V124H165ZM37 126V125H36ZM44 126V125H43ZM85 126V125H84ZM86 126H87V124H86ZM108 126V125H107ZM120 126V125H119ZM124 126V125H123ZM192 126V125H191ZM206 126V125H205ZM220 126V125H219ZM53 127V126H52ZM65 127V125L63 126V128ZM67 127H68V125L65 127V129H67ZM114 127H115V125H114ZM171 127V126H170ZM187 127V126H186ZM19 128V127H18ZM31 128V127H30ZM47 128H48V126H47ZM49 128H51V127H49ZM54 128H53V130H54ZM69 128V127H68ZM116 128V127H115ZM169 128V127H168ZM191 128V127H190ZM34 129V128H33ZM52 129V128H51ZM76 129V128H75ZM109 129V128H108ZM108 129L107 130H105V131H108ZM111 129V128H110ZM171 129V128H170ZM187 129V128H186ZM192 129H194V127H192ZM196 129V128H195ZM229 129V128H228ZM70 130V129H69ZM72 131H74V129L72 128L71 129ZM70 130V132H72ZM100 130V129H99ZM118 130V129H117ZM117 130H116V132H113V136H114V133H116L115 135H117L118 134V132H117ZM180 130V129H179ZM232 130V129H231ZM24 131H26V130H24ZM28 131H29V129H28ZM105 131H103V133L105 132ZM172 131V130H171ZM176 131V130H175ZM187 131V130H186ZM200 131V132H199ZM199 131H197V130H195V131H193L192 130V132H188L187 133V135H185V136H177V137H173V139H172V141L170 142V145L168 146V147H163L162 148V150H161V147L160 146H158V147H156V146H154L153 144H151V146H149L148 148V157H149V160H150V164L148 165V167L146 168V172H144L143 173V171H142V168L139 166V161H141L143 158H144V146H142V148H141V145H144V144H140L139 145V147H138V151H137V153L134 155V156H132V153H135V152H132L133 150H132V146L130 147V146H127V147H121V146H119V145H117V147H113V145H112V147H110V148H113L112 150H113V153H114V151H117V152H120V155L121 156H125V159H127V158H129V157H132L133 159H135L136 160V164L138 165V167H133V168H135V169H132L131 170V173L126 177V180L128 179L129 181H130V183L127 185V187L126 186H123V181H122V183L121 182H119V179H118V182L116 183V184H113V190L110 188V187H108L107 186V184H105L103 181H100V179L99 178H97V180H96V178L93 176V175H95L92 171H93V169H90V171H91V173L93 174L92 176L93 177H91V178H93V179H89V177H85L84 179L86 180V179H88L89 180V184L91 185L90 186V188H89V186H88V188H84V187H87V185H88V183L86 182V186H84L83 188H82V186H80L81 187V189H82V191H80V195H82V200L80 201L79 199H77L76 201H78L79 202V204H78V206L80 205V208L82 209L81 211H83V213L85 214V216H87L88 218H90L91 217V221L90 222H87V221H82L81 220V217L79 218V216H76V217H74V218H71L70 216H66L65 218H61L62 220H61V222L59 223L60 225H62V224H64L65 225V223H68V224H70V225H67V226H71L70 228L69 227H67L66 225V227L69 229H67V228H65L64 230H68V232L66 231H64V233H60V232H58V231H56L57 232V235H58V233H60L59 235H58V244H59V246H60V248H61V250L62 251H64V253H66L67 251H69V248H71L72 247V251H73V254H75L74 255V257H72L71 255H73V254H71L72 253V251H71V253H69V254H71L70 256H71V258H69V259H72L71 261H73L74 262V264H82L83 262L85 263V264H162V263H158V259H156V246H159L160 244H161V242L164 240V239H166V240H168V238H170V239H172V238H176V240L178 241V243H180L181 242V244H183L186 240H188L189 239V237H191V238H195V243L196 244H192V245H190V246H192L191 247V250H194L195 251V253L194 254H197V257H194V259H199L200 260V258L201 257H203V258H205L206 257V255L205 254H209V247L207 248V246L206 245H208V243H210L211 245H212V243L213 244H217L218 242L217 241H215V239L213 240V241H201V243H200V232L202 233L201 234V236L204 234L203 233V229H201V231H200V227H202V225L204 224V222L202 221V218H201V220H200V215H197L196 213H200V210H197V206H196V203H200V198H199V194H200V191H201V189H200V186L199 187H197L196 185H195V182L197 183V182H199L200 181V176H202V175H200V174H205V173H207V172H205L204 170H205V168H204V162H206V161H204L203 163L201 162V160H200V153L198 152V149L200 150V148H198V147H200V143L201 144H204V143H202L203 141H201L200 142V140H199V142H197L198 143V145H192V146H190L189 144H188V142L191 140V141H193L192 139L193 138H195V137H197V136H199V134L201 133V131L202 130H200L199 129ZM42 131H40V129L37 131V132H31L32 134H31V139L32 140H35L36 142H38V143H41V142H43V140L45 139L46 140V137H44V135H42V133H41ZM98 132V131H97ZM122 132V131H121ZM174 132V131H173ZM264 132V131H263ZM49 133V132H48ZM82 133V132H81ZM90 133H92V131L90 132ZM94 133V132H93ZM108 133V132H107ZM120 133V132H119ZM53 134V133H52ZM88 134V133H87ZM97 134V136H98V133H96ZM124 134V133H123ZM128 134V133H127ZM127 134H125V135H127ZM140 134V133H139ZM185 134V133H184ZM192 134L194 135V136H192ZM27 135H29V132L27 133ZM47 135H51V134H47ZM74 135V134H73ZM81 135V134H80ZM85 135V134H84ZM83 135V136H84ZM92 135H95V134H92ZM91 135V136H92ZM105 135V134H104ZM107 135V134H106ZM180 135V134H179ZM201 135V134H200ZM203 135H204V133H203ZM231 135V134H230ZM229 135V136H230ZM45 136H46V134H45ZM82 136V137H83ZM90 136V137H91ZM109 136V135H108ZM146 136V135H145ZM202 136V135H201ZM200 136V137H201ZM260 136V135H259ZM13 137V136H12ZM30 137V136H29ZM61 137V136H60ZM76 137V136H75ZM96 137V136H95ZM111 137V136H110ZM110 137H108V138H110ZM125 137V136H124ZM144 137V136H143ZM208 137V136H207ZM62 138V137H61ZM73 138V137H72ZM105 138H107V137H105ZM120 138H122V137H120ZM119 138V139H120ZM202 138V137H201ZM230 138V137H229ZM21 139H24V137L23 138H21ZM25 139H27V138H25ZM47 139H49L48 137H47ZM56 139H57V137H56ZM116 139V138H115ZM118 139V140H119ZM123 139V138H122ZM121 139V140H122ZM143 139V138H142ZM205 139H206V137H205ZM208 139V138H207ZM226 139V138H225ZM11 140V139H10ZM28 140V139H27ZM54 140V139H53ZM62 140H63V138H62ZM79 140V139H78ZM90 140L92 141V138H90ZM95 140V139H94ZM108 140H110V139H108ZM111 140H113V137H112V139ZM126 140H128V138H125L122 142H125ZM170 140V139H169ZM204 140V139H203ZM209 140V139H208ZM21 141H23L24 142V140H21ZM31 141V140H30ZM47 141V140H46ZM81 141V140H80ZM85 141H87V140H85ZM102 141H104V140H102ZM101 141V142H102ZM191 141H190V143H191ZM204 141H206V140H204ZM6 142H8V140H6ZM26 142V141H25ZM53 142V141H52ZM59 141H57V143H58ZM89 141H87V143H88ZM107 142V141H106ZM111 142V141H110ZM115 142V141H114ZM114 142H112L113 144H115ZM119 142V141H118ZM166 142V141H165ZM4 143V142H3ZM9 143V142H8ZM13 143V142H12ZM27 143H29V141H27ZM97 143V142H96ZM138 143V142H137ZM164 143V142H163ZM206 143V142H205ZM31 144V143H30ZM63 145L65 144V143H62ZM74 144V143H73ZM89 144H92V143H89ZM119 144H121V143H119ZM123 144H125V143H123ZM160 144V143H159ZM196 144V143H195ZM20 145V144H19ZM57 145V144H56ZM59 145H60V143H59ZM66 145V144H65ZM98 145V144H97ZM96 145V146H97ZM104 145V144H103ZM107 145V144H106ZM105 145V146H106ZM138 145V144H137ZM206 145V144H205ZM13 146V145H12ZM38 146V145H37ZM60 146H62V145H60ZM67 146H69V145H67ZM93 146H94V144H93ZM102 146V145H101ZM123 146V145H122ZM161 146H163V145H161ZM202 146H204V145H202ZM201 146V147H202ZM28 147H31L32 148V145H28ZM46 147V146H45ZM44 147V148H45ZM64 148H67L66 146H63ZM63 147H62V149H63ZM88 147V146H87ZM86 147V148H87ZM104 147V146H103ZM109 147V146H108ZM130 147V148H129ZM10 148V147H9ZM12 148V147H11ZM17 148V147H16ZM26 148V147H25ZM44 148H43V150H44ZM59 148V147H58ZM70 148V147H69ZM85 148V149H86ZM91 148H93V147H91ZM38 149H39V147H38ZM37 149V150H38ZM48 149V148H47ZM61 149V148H60ZM192 149V150H191ZM11 150V149H10ZM19 150V149H18ZM20 150H22L21 148H20ZM40 150V149H39ZM49 150V149H48ZM50 150H51V148H50ZM49 150V151H50ZM63 150H66V149H63ZM62 150V151H63ZM73 150V149H72ZM89 150H90V148H89ZM94 150V149H93ZM105 150H107V148H104V150L103 151H105ZM110 150V149H109ZM137 150V149H136ZM46 153L47 152H49V151H47V150H44ZM43 151V152H44ZM101 151V150H100ZM1 152V151H0ZM7 152H9V151H7ZM41 152V151H40ZM43 152H41V154H43ZM64 152V151H63ZM62 152V153H63ZM85 152V151H84ZM11 153V152H10ZM20 153V152H19ZM55 153V152H54ZM53 153V154H54ZM64 153H66V152H64ZM109 153V152H108ZM254 153V152H253ZM256 153V152H255ZM1 155H2V153H0ZM23 154V153H22ZM56 154V153H55ZM68 154V153H67ZM88 154V153H87ZM91 154V153H90ZM97 154V153H96ZM96 154H94V155H96ZM104 154V153H103ZM116 154V153H115ZM119 153H117V155H118ZM0 155V156H1ZM3 155H5L6 156V153H3ZM43 155H45V154H43ZM61 155V154H60ZM64 155V154H63ZM63 155H61V156H63ZM66 155V154H65ZM108 155V154H107ZM120 155H118V157H121ZM204 155V154H203ZM256 155V154H255ZM8 156H11V154L10 155H8ZM24 156V155H23ZM50 156H52V155H50ZM59 156V155H58ZM87 157L88 156H91V155H86ZM93 156V155H92ZM91 156V157H92ZM106 156V154L104 155V157ZM116 156V155H115ZM235 156V155H234ZM26 159L25 160H30L29 161V163H30V165H31V163H33V164H39V165H37V166H40L41 167V169L39 170V167H38V171L40 172H46V173H48L49 174V176L51 177L50 178V180L49 181H51V183H49L50 184V186L48 185V183L47 182H49V181H47L46 180V183L47 184H45V183H43V185L45 184V186L46 187H51L50 189H52V187L53 186H56L55 184H53L54 182L55 183H57L56 182V178H58L56 175L57 174H60V171L59 170H57L56 169V167H57V165H55L54 167L52 166V164L50 165V164H47V163H45V161L46 160H44V159H42V157H45V156H41L40 155V153H39V151L37 152L36 150H29V151H27V153H26ZM66 157H67V155H66ZM66 157H64V158H66ZM110 157V156H109ZM187 159H186V158ZM54 158H57V157H53V159ZM61 158V157H60ZM68 158V157H67ZM95 158V157H94ZM206 158H207V156H206ZM205 157H204V160L206 159ZM51 159V158H50ZM102 159H104V158H102ZM182 159H186L184 162H185V164H183L182 165V163H184V162H182ZM0 160L2 161V160H7V161H9V163H11V164H9L7 161H4V163L6 162V163H8L9 165H7L6 163H5V167L6 166H11V165H13V159L11 160V157L10 158H4V157H0ZM16 160H19V159H16ZM21 160V159H20ZM58 160H60L59 159V157H58ZM66 160V159H65ZM67 160H69V159H67ZM95 160V159H94ZM93 160V161H94ZM99 160H101V159H99ZM123 160V159H122ZM129 160H130V158H129ZM233 160V159H232ZM1 161H0V164H1ZM10 161H13V162H10ZM52 161V160H51ZM106 161V160H105ZM107 161H110V160H107ZM106 161V162H107ZM117 160H115V162H116ZM202 161H203V158H202ZM19 162V161H18ZM17 162V163H18ZM21 162V161H20ZM47 162H49V161H47ZM54 162H56V161H54ZM60 162H62V161H60ZM92 162V161H91ZM95 162V161H94ZM128 162V161H127ZM133 162V161H132ZM3 163V162H2ZM26 163V162H25ZM96 163V162H95ZM102 163V162H101ZM202 163V164H201ZM246 163H248V162H246ZM20 164V163H19ZM56 164V163H55ZM71 164V163H70ZM104 164V163H103ZM102 164V165H103ZM106 164V163H105ZM111 164H113V162H111ZM116 164V163H115ZM114 164V165H115ZM201 164V165H200ZM250 164V163H249ZM15 165V164H14ZM13 165V166H14ZM23 165H25V164H23ZM26 165H28V163H26ZM29 165V166H30ZM90 165V164H89ZM88 165V166H89ZM96 165H98V166H100L99 165V163L98 164H96ZM120 165V164H119ZM122 165H123V163H122ZM136 165V166H137ZM205 165H207V164H205ZM18 166V165H17ZM22 166V165H21ZM31 166H33V165H31ZM31 166H30V168H31ZM60 166V165H59ZM93 166V165H92ZM104 166V165H103ZM112 166V165H111ZM0 167H3V166H0ZM16 167V166H15ZM206 167V166H205ZM207 167H209V166H207ZM250 167V166H249ZM6 168H8V167H6ZM25 168V167H24ZM27 168V167H26ZM25 168V169H26ZM58 168V167H57ZM60 168V167H59ZM58 168V169H59ZM102 168H104V167H102ZM118 168H120V167H118ZM126 168V167H125ZM2 169H4V168H1V170ZM9 169V168H8ZM14 169V168H13ZM20 169H22L23 170V168H20ZM37 169V168H36ZM36 169H35V172L37 173V171H36ZM60 169H62V168H60ZM100 169V168H99ZM98 169V167L95 169V171L97 170H99ZM110 169V168H109ZM230 169V168H229ZM263 169V168H262ZM7 170V169H6ZM30 170H32V169H30ZM66 170V169H65ZM104 170V169H103ZM105 170H106V165H105ZM208 170H209V168H208ZM23 171H25V170H23ZM59 171V172H58ZM100 171V170H99ZM110 170H108V172H109ZM238 171V170H237ZM1 172V171H0ZM8 172V171H7ZM22 172V171H21ZM33 172V171H32ZM62 172L63 171H61V174H62ZM66 172V171H65ZM89 172V171H88ZM112 172V171H111ZM123 171H121V173H122ZM127 172H128V170H127ZM126 172V173H127ZM202 172H205V173H202ZM247 172V171H246ZM5 174H6V172H4ZM13 173H14V171H13ZM26 173H27V171H26ZM87 173V172H86ZM104 173V172H103ZM106 173H107V170H106ZM234 173V172H233ZM240 173V172H239ZM1 174H3V173H1ZM15 174V173H14ZM100 173H98V175H99ZM108 174H110V173H108ZM112 174V173H111ZM110 174V175H111ZM210 174V173H209ZM250 174V173H249ZM249 174H247V176L249 175ZM8 175V174H7ZM33 175H35V173L33 174ZM37 175V174H36ZM39 175H42V176H40V177H42L41 179H43V178H45L46 176L43 174V173H41V174H39ZM45 177H44V176ZM47 175V174H46ZM86 175V174H85ZM87 175H91L90 174V172L87 174ZM97 175V174H96ZM95 175V176H96ZM97 175V176H98ZM101 175V174H100ZM225 175V174H224ZM2 176H4V175H2ZM61 177V176H60ZM67 177V176H66ZM101 177V176H100ZM104 177V176H103ZM112 177V176H111ZM226 177V176H225ZM230 177V176H229ZM246 177V176H245ZM31 178V177H30ZM95 178V179H94ZM204 178V179H203ZM203 180H206L205 179V177L203 176ZM207 178H208V176H207ZM34 179H36V178H34ZM49 179V178H48ZM103 179H105V178H103ZM209 179V178H208ZM246 179V178H245ZM57 180H60V178L59 179H57ZM111 180V179H110ZM124 180V179H123ZM128 180H127V182H128ZM214 180H216V179H214ZM213 180V181H214ZM247 180V179H246ZM31 181V180H30ZM91 181V182H90ZM40 182V181H39ZM43 182H45V181H43ZM63 183H64V186L62 187V188H64L65 187V182L64 181H62ZM93 182V183H92ZM113 182V181H112ZM206 182H208V181H206ZM244 182V181H243ZM204 183V182H203ZM209 183V182H208ZM214 183V182H213ZM233 183V182H232ZM58 184H60L61 185V182H58ZM201 184H202V182H201ZM48 185V186H47ZM206 185H208V184H206ZM210 185V184H209ZM245 185V184H244ZM243 185V186H244ZM1 186V185H0ZM28 186V185H27ZM30 186V185H29ZM59 186V185H58ZM69 186V185H68ZM126 187V189H125V191H124V195H128V197L130 198V201L128 202V203H126V204H124L125 202L123 201V199H122V192H123V190L121 189V187ZM7 187V186H6ZM12 187H14V186H12ZM34 187V186H33ZM42 187V186H41ZM45 187V188H46ZM217 187V186H216ZM230 187V186H229ZM26 188V187H25ZM57 188V187H56ZM66 188H67V186L64 188V190H66ZM70 188V187H69ZM77 188V187H76ZM208 188V187H207ZM59 189V188H58ZM80 189V190H81ZM12 190V189H11ZM48 190V189H47ZM217 190V189H216ZM15 191V190H14ZM54 191V190H53ZM60 191H61V189H60ZM70 192L71 191V193H72V190H70V189H67L66 190V192ZM203 191V190H202ZM230 191V190H229ZM37 192V191H36ZM36 192H35V194H36ZM46 192V191H45ZM62 193H63V191H61ZM65 192V191H64ZM65 192V194L67 195V193ZM33 193V192H32ZM51 193H53L52 191H51ZM62 193H60V194H62ZM79 193V192H78ZM82 193V194H81ZM201 193H203V192H201ZM8 194V193H7ZM11 194H14V192L13 193H11ZM22 194H23V192H22ZM4 195H5V193H4ZM19 196V195H18ZM17 196V197H18ZM30 196V195H29ZM39 195H36L35 196V198L36 197H38ZM62 196V195H61ZM60 196V197H61ZM20 197V196H19ZM31 197V196H30ZM60 197H58V198H60ZM14 198H15V196H14ZM28 198V197H27ZM45 198V197H44ZM3 199V198H2ZM17 199H19V198H17ZM38 199V198H37ZM46 200V199H45ZM47 200H50V199H47ZM46 200V201H47ZM52 200V199H51ZM48 201V202H46V204H44V205H48V209H52V208H50V205H49V203H52V201ZM60 200V199H59ZM66 200V199H65ZM69 200V199H68ZM198 200H200V201H198ZM209 200H211V202H214L215 204H216V209H218L220 206H223V205H219V204H221V200H220V202H219V200L217 199V197H211ZM33 201V200H32ZM35 201V200H34ZM63 201V200H62ZM75 201V200H74ZM74 201H72V202H74ZM38 202V201H37ZM41 202V201H40ZM131 202V203H130ZM208 202V201H207ZM16 203V202H15ZM63 203V202H62ZM64 203H66L67 204V206L68 207H70L71 205H74V204H72L71 202H64ZM57 204V203H56ZM207 204V203H206ZM205 204V205H206ZM208 204H212V203H208ZM207 204V205H208ZM261 204V203H260ZM52 205H53V203H52ZM136 205L137 206H139L138 208H136ZM36 206V205H35ZM59 206H61V204L59 205ZM74 206H77V204L76 205H74ZM73 206V207H74ZM36 207H38V206H36ZM36 207H34L35 208V211H37L38 209L36 208ZM41 207V206H40ZM65 207H66V205H65ZM200 207V206H199ZM214 207V206H213ZM45 208V207H44ZM56 208V207H55ZM67 208V207H66ZM30 209V208H29ZM61 209V208H60ZM199 209V208H198ZM214 209V208H213ZM216 209H215V211H216ZM221 209H222V207H221ZM220 209V210H221ZM16 210V209H15ZM33 210V209H32ZM42 210V209H41ZM53 210H55V209H53ZM219 210V211H220ZM223 210V209H222ZM44 211H47V210H44ZM56 212H57V209L55 210ZM218 211V210H217ZM218 211V212H219ZM18 212H19V210H18ZM18 212H14L15 214H13L12 212V216H11V218L10 219H7V218H5V219H3V221L1 220V218H4V214H3V216H1L0 217V222L2 223L1 225L2 226H0V227H3L4 225H11V224H18L20 227H21V229H19V231H20V233H21V231H22V234H27V236L28 237H35L36 236V229H30L29 230V228L27 229V226H29V224L28 223H26V221H24L23 219H22V216L23 215H21L20 216V213H18ZM39 212H40V210H39ZM42 212V211H41ZM76 212V211H75ZM196 212V213H195ZM205 212V211H204ZM213 212V211H212ZM217 212V213H218ZM4 213H7V212H4ZM42 213H44V212H42ZM47 213V212H46ZM48 213H51V211L49 212L48 211ZM47 213V214H48ZM157 213V214H156ZM195 213V214H194ZM21 214H23V213H21ZM30 214H31V212H30ZM84 214H83V217H84ZM191 214H193L194 216H193V219L192 220H187V218L189 217V215H191ZM206 214V213H205ZM227 214V213H226ZM43 215V214H42ZM56 215V214H55ZM219 215V214H218ZM224 215V214H223ZM222 215V216H223ZM9 216H10V214H9ZM39 216L41 217V214H39ZM44 216V215H43ZM48 216V215H47ZM82 216V215H81ZM219 216H221V215H219ZM227 216V215H226ZM7 217H8V215H7ZM25 217H27V215L25 216ZM24 217V218H25ZM46 217V216H45ZM45 217H41V218H43V220H44V218ZM57 217V216H56ZM195 217V218H194ZM218 217V216H217ZM49 218V217H48ZM205 218V217H204ZM213 218L215 219V217L213 216ZM53 219V218H52ZM84 219V218H83ZM208 219V218H207ZM225 219V218H224ZM28 220V219H27ZM31 220H33V219H31ZM40 220H42V219H39V221ZM43 220H42V222H43ZM47 220V219H46ZM87 220H89V219H87ZM170 220V221H169ZM179 220H181V221H179ZM222 220V219H221ZM6 221V222H5ZM59 221V220H58ZM179 221V222H178ZM32 222V221H31ZM34 222H36V221H34ZM54 222V221H53ZM94 222V223H93ZM117 222V223H116ZM226 220H222V223L221 224H219V225H211L212 227H208V228H211V229H214L215 231H216V233H223L224 234V232H226L227 231V228H226ZM41 223V222H40ZM49 223V222H48ZM213 223V222H212ZM42 224V223H41ZM218 224V223H217ZM229 224V223H228ZM43 226V225H42ZM102 226H104V229H102L103 227ZM19 227V228H20ZM41 227V226H40ZM45 227V226H44ZM58 227V226H57ZM56 227V228H57ZM64 227V226H63ZM63 227H62V229H63ZM190 228V229H189ZM12 229V228H11ZM15 229V228H14ZM187 229H189V230H187ZM211 229H210V231H211ZM9 230H10V228H9ZM13 230V229H12ZM26 230V231H25ZM56 230H61V228L60 229H56ZM206 230V229H205ZM1 231H3V229H1ZM5 231H7V230H5ZM15 232L12 234V236H15L16 235V232L18 231V229L17 230H14ZM18 231V232H19ZM38 231V230H37ZM207 231V230H206ZM4 232V231H3ZM17 232V233H18ZM63 232V231H62ZM205 232V231H204ZM260 232V231H259ZM2 232H0V234H1ZM9 233V232H8ZM7 233V235H9ZM4 234H6V233H4ZM4 234H2L3 236H4ZM62 234H64V235H62ZM83 235V236H82ZM205 235V234H204ZM203 235V236H204ZM257 235V234H256ZM1 236V235H0ZM6 236V235H5ZM25 236V235H24ZM208 236V235H207ZM258 236V235H257ZM2 237V236H1ZM0 237V239H1V241H2V238ZM20 237H22V236H20ZM4 238H7V237H4ZM10 238V237H9ZM24 238V237H23ZM256 238V237H255ZM25 239H26V237H25ZM9 240V239H8ZM11 240V239H10ZM0 241V242H1ZM21 241V240H20ZM24 241V240H23ZM30 241V239H28V242ZM246 241V240H245ZM255 241V240H254ZM183 242V243H182ZM194 242V241H193ZM215 242V243H214ZM253 242V241H252ZM4 243H6L5 241H4ZM3 243V244H4ZM14 243V242H13ZM18 243V242H17ZM1 244H2V242H1ZM180 244V245H181ZM209 244V245H210ZM232 244V243H231ZM7 245H9V244H7ZM156 245V246H155ZM170 245V244H169ZM173 245V244H172ZM180 245H178V246H180ZM3 246V245H2ZM10 246V245H9ZM12 246V245H11ZM10 246V247H11ZM176 246H177V244H176ZM175 245H173L172 247L170 246L169 248L168 247H166L163 251L164 252H167V253H169L170 255H172V257L170 258V260L167 262L166 261V263L165 264H193L192 263V259L193 258H190L189 259V261H187V262H185V260L183 261L182 259H180L179 260V255H181L182 253L179 251V250H177V248H175L176 247ZM220 246V245H219ZM226 246V245H225ZM9 247V248H10ZM188 247H189V245H188ZM229 247V246H228ZM1 248V247H0ZM3 248V247H2ZM8 248V249H9ZM163 248V247H162ZM183 248L184 247H182V250H183ZM238 248V247H237ZM4 250H6L5 249V247L3 248ZM15 249L16 248H14V251H15ZM179 249V248H178ZM229 249V248H228ZM19 250V249H18ZM187 250H189V249H187ZM10 251H11V249H10ZM9 251V252H10ZM162 251V252H163ZM186 251V250H185ZM8 252V253H9ZM11 252H13V251H11ZM15 252H19V251H15ZM15 252H14V254H15ZM80 252H82L81 253V255H83V254H85L86 256H82V257H79V256H81V255H79V256H77L78 254H80ZM182 252H184V250L182 251ZM218 253H216V254H212L213 256V258H211V260H213L212 262H214L213 264H235L236 263V261H237V256L238 255H236L235 254V252H234V254L233 255H230V254H228V250L224 247V248H221V250L220 251H217ZM239 252V251H238ZM4 253V252H3ZM62 253V252H61ZM167 253H165L166 255H167ZM187 253V252H186ZM185 253V254H186ZM230 253H232L231 251H230ZM24 254V253H23ZM27 254V253H26ZM204 254V255H203ZM241 254V253H240ZM42 255V254H41ZM61 255V256H60ZM59 256H58V258H56V260H54V261H56V263L57 264H66V262H67V257L64 255V254H60ZM188 257H189V255H188V253L186 254ZM193 255V254H192ZM1 256V255H0ZM10 256V255H9ZM124 256V257H123ZM183 256V255H182ZM264 256V255H263ZM26 257V256H25ZM39 257H41V256H39ZM68 257H69V255H68ZM87 257V258H86ZM121 257H123V258H121ZM161 257V256H160ZM188 257H187V259H188ZM241 257V256H240ZM42 258V257H41ZM242 258V257H241ZM1 259V258H0ZM31 259V258H30ZM35 259V258H34ZM82 259V260H81ZM123 259V260H122ZM184 259V258H183ZM186 259V258H185ZM240 259V258H239ZM8 260H10V259H8ZM37 260V259H36ZM182 260V261H181ZM208 260H210V259H208ZM242 260V259H241ZM2 261V260H1ZM5 261H7V260H5ZM35 261V260H34ZM83 261V262H82ZM8 262V261H7ZM6 262V263H7ZM16 262H17V260H16ZM19 262V261H18ZM37 262H38V260H37ZM42 262V261H41ZM41 262H39L38 264H40ZM72 262V263H73ZM183 262V263H182ZM199 262V261H198ZM240 262H242V261H240ZM43 263V262H42ZM0 264H1V262H0ZM4 264V263H3ZM34 264V263H33ZM44 264H45V262H44ZM259 264V263H258Z\"/></svg>",
	"mask_w": 264,
	"mask_h": 264
},
{
	"label": "built area",
	"instance_id": "obj_3",
	"mask_svg": "<svg viewBox=\"0 0 264 264\" xmlns=\"http://www.w3.org/2000/svg\"><path fill=\"white\" fill-rule=\"evenodd\" d=\"M137 5L138 8L135 13L136 25L133 22L131 24L133 26L130 29H178V27L182 29L184 27V21H181L180 17L176 20L172 18H160L155 11L156 9H150L153 5H148V0H138ZM146 41H148V37Z\"/></svg>",
	"mask_w": 264,
	"mask_h": 264
}]
</instances>
